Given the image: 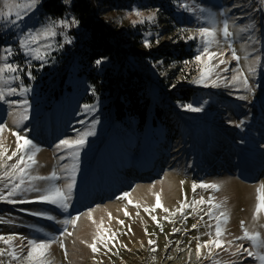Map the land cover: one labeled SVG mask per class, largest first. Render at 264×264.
Masks as SVG:
<instances>
[{"label":"rangeland","instance_id":"1","mask_svg":"<svg viewBox=\"0 0 264 264\" xmlns=\"http://www.w3.org/2000/svg\"><path fill=\"white\" fill-rule=\"evenodd\" d=\"M41 1L16 25L0 16V57L5 55L6 46L14 52L7 61L0 59V64L19 66L16 73H6V77L17 79L0 81V88L17 89L12 94L6 92L5 100L0 101V124L6 125L0 132V143L11 155L16 140L13 132L27 136L39 151L34 157L36 164L26 171L32 176L57 173L56 180H29L25 176L22 187L31 184L44 189L56 184L63 188L73 181L74 186L67 209L34 200L38 193L32 191L11 197L25 203L0 201V235L5 239L14 237L8 244L0 240V249L6 250L0 261L29 264L23 259L31 247L27 241L44 240L51 241L43 257L50 264H261L246 253H233L237 244L252 247L248 240L234 239L243 235L241 221L249 231H258L264 238V212L253 219L258 202L256 189L264 183V0H95L100 16L113 33L115 51L113 56L98 57L103 58L100 65L94 59L86 67L87 75L94 74L101 89L80 73L83 60L78 50L86 31L79 23H71L75 17L68 11L61 18L44 15ZM27 2L0 0V13L8 12L11 6L10 19H15L17 6L24 7ZM184 3L195 11H187L181 6ZM136 10L142 15L136 16ZM153 13L154 20L146 19ZM62 19L69 21V26L56 24L55 36L33 45L41 48L43 59L25 54L20 48L19 39L28 29H39ZM134 20L138 22L133 24ZM225 20L233 34L228 38L222 33ZM210 26L215 27L216 35L213 42L207 43L197 29ZM145 40L150 41V47L144 45ZM181 44L191 47L192 56L187 63L170 60L161 53L176 50ZM205 46L217 55L209 59L205 54L196 61ZM233 51L239 60L232 58ZM220 60L226 63L220 64ZM206 68L212 69L207 78L202 83L195 82ZM125 70L148 81L144 90L148 98L144 123L127 115L123 121L114 122L109 84H115V80L109 76ZM190 70L195 73L185 82ZM237 72L247 77V88L242 79L232 81ZM184 88L191 90L185 101L176 96ZM188 104L201 111L184 107ZM85 105L94 110H86ZM157 107L165 124L155 113ZM240 107L243 112L239 114ZM22 116L27 118L21 119ZM89 131L92 134L79 148H57L60 140L76 139ZM32 151L31 147L25 149L7 164L22 154L27 161ZM140 157L147 161L145 167L137 161ZM258 162L263 165L255 166ZM4 170L0 168V172ZM193 182L216 183L220 187H197L193 192ZM4 183L0 182V189ZM125 192L130 194L127 198L123 197ZM155 193L161 194L163 208L153 211ZM210 196L213 203L221 204L220 208H212L211 215H206L211 207L208 203L196 205L195 212L186 208L183 214L170 215L185 197L191 204L194 199L204 197L207 201ZM145 208L149 211L145 212ZM164 208L170 211L165 212ZM125 209L130 215L125 216ZM221 212L228 214L226 221L222 217L219 220L221 239L232 240V245H225L227 251L209 246L213 253L210 257L209 248H202L197 257L196 244L216 238V217ZM76 216L79 219L75 226L62 223ZM152 216L157 217L162 231ZM165 216L169 219L165 220ZM198 221L199 226L193 229L192 224ZM101 225L109 229L108 235L116 232V238L108 242L107 248L97 239L99 251L94 253L89 245ZM174 227L181 231L173 232ZM150 239L155 244L149 245ZM61 241L64 248L60 247ZM12 251L16 252V259L8 255ZM255 251L264 249L257 247Z\"/></svg>","mask_w":264,"mask_h":264},{"label":"snow or ice","instance_id":"2","mask_svg":"<svg viewBox=\"0 0 264 264\" xmlns=\"http://www.w3.org/2000/svg\"><path fill=\"white\" fill-rule=\"evenodd\" d=\"M65 2H67V0H65ZM39 3V0H28L27 5L24 7H20L19 5L17 6L19 8V10H17L14 13L15 19H10L13 15L12 11H11V6H9V11L6 13H0V16H2L6 22L12 24V25H16L18 24V22L22 21L24 19L25 16L28 15V13L34 9L37 4ZM182 7H184L187 11H195L194 8L190 7L187 3L181 4ZM203 11V10H201ZM135 15L136 16H141L142 13H140L138 10L135 11ZM155 18V13L149 15L148 17H146V19L148 20H154ZM214 20V18H213ZM138 21H132L133 24L137 23ZM140 23H143V20L139 21ZM72 24H77L78 21L75 19H72L71 21ZM56 24H60L63 26H69V21L67 20H59V21H52L50 24L43 26L42 28L39 29H28L26 32H24L21 36V38L19 39V46L21 49L24 50L25 54L28 55H34L35 58L37 59H43L44 57L41 56V48L40 47H33V45H36L39 43V41L42 38H47V37H51V36H55L56 32L54 31V27ZM183 31V30H182ZM197 32L199 34V36H201L202 38L205 39V41L207 43H211L213 42V38L216 35V29L215 27H199L197 29ZM222 33L223 36L225 38H228L230 36H232L233 34L229 31L228 28V22L227 20H225L223 22V29H222ZM188 39H194V37L189 36L187 37ZM67 42H71V40L69 39ZM157 43H159V39H157L156 41ZM144 45L146 47H150V41L145 40L144 41ZM3 52L5 53V55L3 57H0V59H2L3 61H7L9 59V57L14 55L13 49L11 46H6L5 48H3ZM207 55V57L209 59L215 57L217 55V53L215 52H209L208 47L205 46L201 52V55H197L195 57L196 61H201V58L203 55ZM220 55H223V53H221ZM232 58L235 60H239L240 57L237 55V53L235 51L232 52ZM102 59H97L95 61V63L97 65H100L102 63ZM259 57H256V60H258ZM187 63V62H185ZM220 64H224L226 63L225 60H220L219 62ZM19 70V66L18 65H14L13 63H8V62H4L2 64H0V81H10L12 79H17L18 77H14V76H7L6 77V73H16ZM212 71L211 68H206L204 70H202V74H201V78L198 81H195L197 83H202L204 81L205 78H207V76L210 74V72ZM250 71H254V69H250ZM30 74V73H29ZM232 81H236L238 79H242L243 81V87L247 88L248 87V80L246 76H243L242 72H237L236 75L232 76ZM215 83V82H213ZM17 91L16 88H0V101L5 100V94L7 92V94H12L15 93ZM23 91H27V89H23ZM243 99V97H241ZM10 103H18L17 101H10ZM20 103H27V101H22ZM184 107H186L187 109L191 110V111H201L200 108L198 107H193V105L188 104V105H184ZM84 108L86 110H94L91 108V106L89 105H85ZM26 116H22L21 119H26ZM17 123L19 122L18 120L16 121ZM6 125L5 124H0V132H2L5 129ZM92 133L89 132H83L80 134V136L76 139H71V138H65L60 140L59 144L57 145V148L60 147H66V148H72V147H76L79 148L80 146H82L85 143V138L88 135H91ZM13 135L15 136L16 140H15V150H13L11 152V155H8V149L4 147V145L2 143H0V160H4V163H0V168H4L5 170L3 172H0V182L6 181V183L3 184V189H7V192H5L3 189H0V201H7L9 203H25L26 201L24 200H14L11 199V197L16 196V194L18 192H27V191H32V192H36L38 193L35 197L34 200L36 201H42V202H48L51 204H55L58 205L60 208L63 209H67L68 204L67 201L70 198V193H71V189L74 186V181L67 183L63 188L56 185V184H51L49 185L47 188L41 189L38 187H34L31 184L28 185V187H22V185L25 184V176H28L29 180H56L58 179L57 173L55 171H53L49 176H32L30 175L26 169L30 168L32 165L36 164V160H35V153L39 151V148H37L33 142L28 139L27 136H22L20 135L19 132H13ZM31 147L33 149L32 153L30 155L27 156V161L25 160V156L19 155L18 158L15 160L14 163L12 164H7V161H11L13 159V157H17L18 153H24L25 149ZM75 155H78V152L75 153ZM6 158V159H5ZM60 159H64L63 156L60 157ZM15 181V182H14ZM183 183V181L181 182ZM200 187V188H212V189H219V185L216 183H203L201 182L200 184H197L196 182H193L192 184V189L193 192H195L196 188ZM256 192L258 193L256 199H257V203L255 204L254 207V212H253V219H257L259 217V214L261 212H264V183H262L259 187H257ZM130 194L125 192L123 193V197L127 198ZM161 194L160 193H155V206L152 209L153 211L155 210V208H163V205L161 203V198H160ZM186 197H185V201H181L180 202V206L174 211L171 212L170 215L171 216H175L176 213H184V210L186 208H192L193 211H196V205L198 204H204V203H208L209 205H211V207L208 209V212L206 213V215H211L212 214V208H220L221 204L219 203H213V198L210 196L208 198L207 201H205L204 197H201L199 200H193L191 204L186 202ZM129 204H132L133 201L132 200H128ZM136 207H139V204H136ZM165 212H169L170 210L167 208L163 209ZM145 212H148L149 209L145 208L144 209ZM33 215H42V213H32ZM124 214L125 216L130 215V213H128L127 209L124 210ZM138 214V213H137ZM109 217L111 218V214L109 213ZM221 217L226 221L228 219V214L226 212H221L220 215L218 217H216L217 223L215 225V239H209L204 241L203 243L198 242L196 244V248H195V254L197 257L201 256V249L202 248H209V257L211 255H213L211 248L209 246L214 245L216 249H222L224 251H227L228 248L225 247V245L227 246H231L233 241L232 240H228V241H224L221 239L222 235H223V231L221 229L219 220L221 219ZM49 219H53V217H48ZM89 218L91 219V209L89 210ZM153 221H156L157 225L161 228V231L163 230L162 225L159 224V221L157 220L156 216H152L151 217ZM79 219L78 216L76 217H72L71 219H66L64 221H62V223L64 224H72L73 226H75L77 220ZM165 220H168L169 217L165 216L164 217ZM183 219H187V216H184ZM200 219H203V216L200 217ZM121 225L124 224L123 220H119L118 221ZM171 222V221H170ZM199 226V221L195 224H192V228L195 229ZM240 226L241 229L243 231V235L242 236H237L234 239L235 240H248L250 241V244L252 247H244L243 244H237L236 248H235V252L233 253L234 255H238L241 253H246L248 257H255L257 260H259L261 262V264H264V251L261 252H256L255 249L257 247L264 249V238L261 237V233L258 231H249V229L247 227H245V222L241 221L240 222ZM129 231H131V227L129 226ZM187 229H185L186 231ZM145 233H147V229L144 230ZM181 231V229L179 228H173V232H178ZM67 232V230H65L64 232L61 233V235H64ZM109 229L103 228L101 225L100 230L98 231L97 237H95L93 239V242L89 245V247L91 248V250L95 253L99 251V248L97 247V239L99 240L100 243H102L104 245L105 248L108 247V242L109 241H113L116 238V232H112L111 235H108ZM68 235H71V233H67ZM13 236H9L7 239H5L4 236L0 235V240H3L6 244L10 243L11 240L13 239ZM194 239H198L195 238ZM28 245H30L31 247L28 249L27 251V255L23 257L24 260L29 261V264H32V262H35V264H50V262H46L43 257L46 255L51 241H44L41 240L39 242H37L36 240H28L27 241ZM149 245H153L155 244L154 240H149L148 241ZM60 247L64 248V243L63 241H61L60 243ZM124 247L126 248L127 245H124ZM167 247V245L165 246ZM109 251H111V249H108ZM6 250H2L0 249V255H4ZM152 251H155V248L152 249ZM8 255H10L13 259L17 258V254L15 251L12 252H8ZM66 255V253H65ZM0 264H3L2 261H0Z\"/></svg>","mask_w":264,"mask_h":264},{"label":"trees","instance_id":"3","mask_svg":"<svg viewBox=\"0 0 264 264\" xmlns=\"http://www.w3.org/2000/svg\"><path fill=\"white\" fill-rule=\"evenodd\" d=\"M42 0L40 4L41 12L52 18H61L68 11L72 13L79 25L86 31V38L81 48L78 50L81 59L83 60L80 73L85 78L93 82V85L98 89L103 86L95 79L94 74L87 75L86 67L94 59L103 55H114L113 33L107 26L104 18L100 16L95 0ZM177 1V0H176ZM136 4L138 1L135 2ZM179 11V10H178ZM193 13V12H191ZM190 13V14H191ZM192 16V15H190ZM189 16V17H190ZM164 56H168L170 60L177 62H188L192 56L191 47L187 44H181L180 48L170 51L162 50ZM162 55V56H163ZM191 74L184 81L187 82L195 73L190 70ZM111 81L115 80V84L111 82L110 93L113 96V116L115 123L123 121L127 115L129 119H140L143 123L146 119L148 109V98L144 95V90L148 85L146 78L133 74L130 70H125L115 76H109ZM177 97H183V101L188 99L190 89L179 90ZM157 117L165 124V117L159 108H155ZM168 113H171L168 111ZM142 173V172H140Z\"/></svg>","mask_w":264,"mask_h":264},{"label":"bare ground","instance_id":"4","mask_svg":"<svg viewBox=\"0 0 264 264\" xmlns=\"http://www.w3.org/2000/svg\"><path fill=\"white\" fill-rule=\"evenodd\" d=\"M242 112H243V110H241V107H240V108H239V114L242 113ZM157 152H160V151H157ZM147 158H148V155L146 156L145 159L148 160ZM140 159H142V161H140ZM137 161H139V164H142L144 167H145V164H146V162H147V161H144L143 158H141V157H140L139 160H137ZM260 165L262 166L263 163H262V162H258V163H256L255 166H260ZM263 168H264V166H262L261 169H263ZM253 169H254V168H253ZM253 169H252V170H253ZM257 173H258V171H256L254 174H257Z\"/></svg>","mask_w":264,"mask_h":264}]
</instances>
